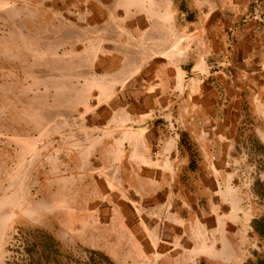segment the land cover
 <instances>
[{
    "label": "rangeland",
    "instance_id": "374dc122",
    "mask_svg": "<svg viewBox=\"0 0 264 264\" xmlns=\"http://www.w3.org/2000/svg\"><path fill=\"white\" fill-rule=\"evenodd\" d=\"M258 179L264 0H0V264L257 261Z\"/></svg>",
    "mask_w": 264,
    "mask_h": 264
},
{
    "label": "trees",
    "instance_id": "16d2710c",
    "mask_svg": "<svg viewBox=\"0 0 264 264\" xmlns=\"http://www.w3.org/2000/svg\"><path fill=\"white\" fill-rule=\"evenodd\" d=\"M254 193L257 197L264 200V182L262 180H256ZM251 227L264 240V214L254 217L251 221ZM19 233L21 234L17 236V239L23 245L21 256L18 258L21 260L20 264H47L52 256L51 251L56 249L54 239L52 242V238L50 239L49 236H46L41 231L29 233L20 230ZM38 234L40 237H37ZM28 239H32V242L28 241ZM246 264H264V258L257 261L250 260Z\"/></svg>",
    "mask_w": 264,
    "mask_h": 264
}]
</instances>
